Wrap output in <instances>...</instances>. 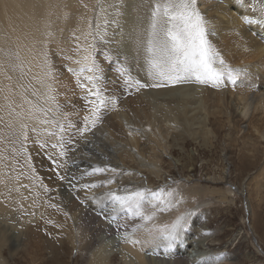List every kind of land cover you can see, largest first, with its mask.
<instances>
[{
    "label": "rangeland",
    "instance_id": "rangeland-1",
    "mask_svg": "<svg viewBox=\"0 0 264 264\" xmlns=\"http://www.w3.org/2000/svg\"><path fill=\"white\" fill-rule=\"evenodd\" d=\"M69 1L0 0V186L5 185L3 195L7 205L13 203L15 213L12 211L7 218L18 223V233L25 220L27 225H41L35 239L38 244L29 239L21 244L12 233H7L10 241L2 244L0 264H89L90 259L106 255L122 256L128 251L126 246L138 245L132 243V239H150L146 231L132 232V227L140 221L126 218L124 213L108 218L110 223L117 221V228L111 234L98 233L95 229L103 222L97 210L80 215L77 223L72 222V231L67 221L57 214L60 208L63 216L70 215L63 203L66 199L70 206V199L66 191L62 192L61 184L76 188L83 183L80 175L86 168L73 164L71 159L86 153V141L99 138L101 132L112 137L107 110L97 126L83 135L68 127L64 134L66 155L60 156L61 149L52 147L58 136H48L42 131L54 129L56 125L41 123L45 119L57 120L67 127L71 121L76 128L83 127V116L88 114L81 98L84 93L68 69L78 67L75 63L80 58L77 45L86 43L87 33L95 35L98 24L106 30L105 39L109 41L106 45L96 44V58L109 93L118 98L117 107L124 111L128 108L130 114L135 112L138 119L134 127L150 133L149 144H155L152 147L167 150L162 174H151L155 185L152 187L157 189L170 184L184 197L180 207L158 214L152 223L163 225L180 215L194 213L188 230L174 249L165 252L163 248L154 249L147 244L140 252L149 257L151 264H173L176 259L181 261L178 260V264H220L221 261L222 264H264V148L254 150L248 144L244 146L242 137L230 129V118L214 114L211 105L210 108L199 104V93L188 98L186 102L190 105L186 104L187 113L182 115L178 114L180 109H171L173 99L166 102L161 97H151L149 100L142 93L150 88L136 91L123 86L117 69L125 60L134 76L150 83L133 57L126 53L119 55L114 46L119 45L122 35L127 33L126 13L147 17L145 14L149 15L153 0H72L71 7ZM104 20L109 23L104 25ZM106 56L112 59L107 60ZM64 73L72 80L68 85L60 78ZM64 85L71 89L67 94L61 91ZM50 96H55V101L50 100ZM135 97H139L136 109L132 103L127 107L122 102H136ZM47 109L51 111H45ZM22 125L28 127L22 128ZM171 125L175 129L166 128ZM33 127L37 131H32ZM151 156L152 163L158 162L159 158ZM241 156H245V160L240 161ZM54 177L62 183H53ZM80 196L83 195L76 194L75 200ZM107 207L112 208L109 204ZM7 223L14 227L12 221ZM125 224L129 227H124ZM89 231H93L94 239L84 248L82 244L87 243ZM222 254L225 260L220 259ZM121 256L110 264L120 261L140 264L135 255H128L126 260ZM184 257L187 259L182 262Z\"/></svg>",
    "mask_w": 264,
    "mask_h": 264
},
{
    "label": "bare ground",
    "instance_id": "bare-ground-1",
    "mask_svg": "<svg viewBox=\"0 0 264 264\" xmlns=\"http://www.w3.org/2000/svg\"><path fill=\"white\" fill-rule=\"evenodd\" d=\"M23 1L27 3L30 0ZM73 4L74 3L71 0L69 1L68 6L71 7ZM146 4L147 2L145 1L144 5ZM198 7L205 15L208 21V26L213 30V36L211 38L224 59L233 68L246 69V77H243L240 81H238L236 86H233L228 81H225L224 86H227L228 89L224 86L212 87L211 85H201L198 83H185L169 85L161 88H150V90H144L145 92H143L142 95L148 96L146 98L149 100L151 97H154V99L161 97V99L166 102L173 99L174 105L171 106V109H180L178 114L185 115L187 113L185 106L190 105L186 101H188L189 97H193L195 94L199 93V95H197V102L199 104L205 107L211 105V110L214 114L226 115L230 118L229 127L232 130H236L238 136L242 137L244 146L248 144L253 147L254 150H259L260 147L264 148V11H262V9H264V0H198ZM145 15L148 16V14ZM146 18L147 17L143 16H132L131 14L128 16L127 12V33L122 35L123 38L121 39V42L119 45H115L114 49L117 50L119 55L126 53L129 57L132 56L136 64L138 63L142 75L148 79L145 71L143 70V53L138 49L134 39L135 31L140 26L141 21L146 24ZM60 78L63 80L62 83L66 85L72 81L70 75L67 73H64ZM66 85L61 87V91L66 92L67 94L71 91V89L68 88L69 86L66 88ZM117 85L118 84L116 83L115 87H118ZM111 86H113V84H111ZM72 92H75V90ZM61 94L63 95V93ZM138 98L135 97V101ZM122 102L127 105V107L130 103H132V107L135 106L134 109L138 108L137 101ZM140 107H142V105ZM134 109L133 111H136ZM142 110L145 111V108H142ZM129 112L128 108L124 111L117 106L114 109H109V131L112 137L108 138L105 136L108 135V133L106 134L101 132L99 138L95 137L93 140L86 141V144H84V147L87 150L86 153L71 159L73 164H82L86 168L83 174L80 175L83 178V183L76 187L79 190H76V188H73L67 183H62L54 177L52 182L59 185L62 183V192L66 191V196L70 199V206H68L66 199L65 202H63L66 210L70 211V215L66 214L63 216L61 209L56 208L58 216L67 221L69 231L73 230L72 222L77 223L80 215L83 213H90V211L94 209L99 211L103 216V222L100 221V223L96 225L95 229L98 233L107 232L111 234L113 233L112 230L114 231V229L117 228V221L114 220L112 222L111 220L110 223L108 218L111 216L116 217L117 213L114 211V206L111 202L107 200V194L111 191L122 193L125 190L141 187H150L154 189L152 186L155 185L153 184L151 174H156L157 176L160 175L164 166L163 156L167 153V150L160 147H152L155 144L152 146L149 144L152 138L149 137L150 133L148 134L146 130L134 127V123L137 122L138 118L134 114L135 112L133 114H130ZM146 112L148 111H145V113ZM138 114H140V112ZM175 118H177V116ZM168 127L169 130L175 129L172 125L167 126L166 128L168 129ZM173 135L175 136V134ZM81 145H83L82 142ZM95 149L98 150V152L95 151ZM99 154H102V156L98 157ZM151 155L159 158L158 162L152 163ZM244 158L241 156L240 161L245 160ZM102 166H110V168L117 169V172L113 173L111 171H106L104 173L89 174L92 173L93 168ZM109 179H113L114 182L112 184H107L106 181ZM85 184H96L97 187L85 189L83 188V185ZM7 186L10 187L11 185L7 184ZM4 188V184L0 186V255H2L4 247L2 244L4 241H8L9 235L7 233H12L15 239H19L21 244H24L23 242L26 239H29L33 244H38V241L35 239L37 229L41 226H37V224H34V226L27 225L25 220V222L20 225L21 229L18 233V229L16 228L18 223H15L12 219L7 218L14 208L12 202L11 206L7 205L3 195ZM14 188L15 187H13V189ZM79 193L83 196L78 197L76 201L75 195ZM108 204L111 205L112 208H108ZM7 221H12L14 223V227H10ZM86 236L88 241L87 243L82 244L84 248H88L91 245V242L94 239L93 231H89ZM77 239L79 238L77 237ZM77 239H74V243H76ZM144 241L142 240L141 243H138V245L135 246H126L125 248H127L128 251L122 253V256L120 254V256L126 260L128 255L132 254L136 256L140 264H151L149 262V257L140 252L143 251L148 244L144 243ZM15 244L16 243H14V245ZM107 256L108 255H106V257L90 259L88 263L103 264V262L106 261V264H110L112 260L120 258L119 254H114L111 258ZM174 256L177 257L176 255ZM224 256L225 255L222 254L220 259L225 260L226 256ZM108 258H110V260ZM186 259L187 258L184 257V261L182 260V262H185ZM178 260L179 259H176L173 264H178ZM118 264L127 263L120 261Z\"/></svg>",
    "mask_w": 264,
    "mask_h": 264
},
{
    "label": "snow or ice",
    "instance_id": "snow-or-ice-1",
    "mask_svg": "<svg viewBox=\"0 0 264 264\" xmlns=\"http://www.w3.org/2000/svg\"><path fill=\"white\" fill-rule=\"evenodd\" d=\"M146 20V24L141 21L134 33V39L138 49L143 53V70L150 83L142 82L134 76L132 69L126 66L125 60L117 69L125 88L140 91L144 88H161L185 83L222 87L225 81L236 86L238 81L246 77V69L233 68L229 65L213 42L211 38L213 30L200 11L198 0H153ZM108 23L107 20L103 22L104 25ZM106 35V30L99 24L96 26L95 35L91 32L87 33L86 43L78 44L76 48V52L80 54V58L75 61L78 67L68 69L75 75L77 84L84 93L81 98L85 102V111L88 114L83 116V127L76 128L71 121H68L67 127L57 120L41 121L42 124L56 125L54 129L44 128L42 131L48 136H58L57 143L52 147L61 149L60 156L66 155V151L63 150L64 134L68 127L83 135L97 126L103 112L114 109L118 104V98L110 94L106 87L103 69L96 58L98 52L96 44L106 45L109 42L105 39ZM105 59L111 60L112 57L106 56ZM49 99L55 101L56 98L50 96ZM45 111H51V109ZM32 131L35 132L37 129L33 127ZM24 136L27 139L26 134ZM106 171L116 173L117 169L110 166L95 167L89 174ZM60 179L63 180L64 177L61 176ZM113 182V179L106 181L107 184ZM95 187H97L96 184L83 185L85 189ZM106 198L114 206L117 215L124 213L126 218L140 221L132 227V232L146 231L150 239L144 243L153 245L154 249L163 248L165 252L174 249L177 242L182 239L190 226V217L194 214L188 212L178 216L173 222L163 225L152 223L158 214L170 213L184 202V197L170 184L161 185L155 190L150 187H141L125 190L122 193L111 191ZM123 226L129 227L127 224ZM131 242L141 243L135 239Z\"/></svg>",
    "mask_w": 264,
    "mask_h": 264
}]
</instances>
